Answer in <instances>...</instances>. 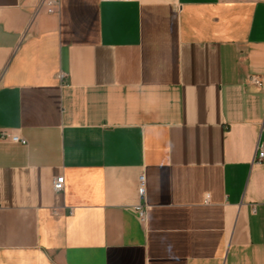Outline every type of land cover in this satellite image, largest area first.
I'll return each instance as SVG.
<instances>
[{
  "label": "crops",
  "instance_id": "obj_1",
  "mask_svg": "<svg viewBox=\"0 0 264 264\" xmlns=\"http://www.w3.org/2000/svg\"><path fill=\"white\" fill-rule=\"evenodd\" d=\"M261 151L264 0H0V264H264Z\"/></svg>",
  "mask_w": 264,
  "mask_h": 264
},
{
  "label": "built area",
  "instance_id": "obj_2",
  "mask_svg": "<svg viewBox=\"0 0 264 264\" xmlns=\"http://www.w3.org/2000/svg\"><path fill=\"white\" fill-rule=\"evenodd\" d=\"M43 3L48 7L49 13H56L57 8H58V0H43ZM63 78V76H61ZM254 83H258V80L254 78L252 80ZM7 138H10L13 142L16 143H22L26 144V141L21 139L18 136H12V135H7ZM264 158V152L261 151L259 155V161H262ZM65 188V177L64 176H58L54 180V190L55 192L61 193L64 191ZM139 194L141 197H144L145 195V188H144V178L141 177L140 179V187H139ZM139 213L143 217L144 216V210L140 207L139 208Z\"/></svg>",
  "mask_w": 264,
  "mask_h": 264
}]
</instances>
